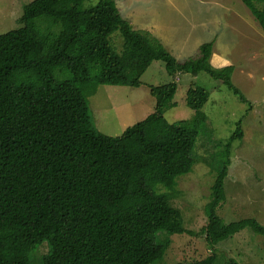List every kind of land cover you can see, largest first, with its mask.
Here are the masks:
<instances>
[{"label": "trees", "instance_id": "trees-1", "mask_svg": "<svg viewBox=\"0 0 264 264\" xmlns=\"http://www.w3.org/2000/svg\"><path fill=\"white\" fill-rule=\"evenodd\" d=\"M85 1L32 0L17 27L0 34V264H30L43 242L42 264H164L170 236L192 235L170 201L177 177L195 163L208 92L191 84L185 102L192 118L168 123L176 84L149 86L154 112L111 137L89 112L99 86L137 88L160 61L171 77L204 72L247 103L232 83L233 67L211 65L213 43L178 61L158 39L132 29L113 0ZM241 2L264 34V0ZM242 138L239 121L212 163L203 230L210 255L175 264H239L220 262L212 248L246 228L264 238L255 219L225 224L217 215L232 143Z\"/></svg>", "mask_w": 264, "mask_h": 264}, {"label": "rangeland", "instance_id": "rangeland-1", "mask_svg": "<svg viewBox=\"0 0 264 264\" xmlns=\"http://www.w3.org/2000/svg\"><path fill=\"white\" fill-rule=\"evenodd\" d=\"M31 1L0 0V34L17 27L24 5ZM113 1L132 29L161 40L173 57H196L199 45L219 44L226 53L221 65L233 67L232 83L247 100L242 103L222 82L212 80L204 72L195 77L186 73L171 77L160 61L153 62L141 76L139 87L101 85L88 98L96 129L116 137L154 112L155 100L149 86L176 84L175 105L164 113L168 123L192 118L194 112L185 102L191 84L208 92V100L202 107V129L192 152L195 163L191 172L177 177L175 198L170 201L171 207L182 215L183 228L192 235L170 236L162 263L202 260L211 253L203 230L207 224L204 206L216 176L212 163H216L217 154L239 121L243 138L232 143L223 185L225 200L217 215L225 224L252 218L264 227V34L241 0ZM97 2L86 0L83 6ZM172 40L178 54L171 48ZM112 42L120 52L119 34L113 35ZM183 58L175 59L183 61ZM212 249L222 263L225 258H231L239 264H264V238L248 228ZM48 252L46 242L37 245L29 253L30 264H42L41 258Z\"/></svg>", "mask_w": 264, "mask_h": 264}, {"label": "crops", "instance_id": "crops-1", "mask_svg": "<svg viewBox=\"0 0 264 264\" xmlns=\"http://www.w3.org/2000/svg\"><path fill=\"white\" fill-rule=\"evenodd\" d=\"M161 41V40H160ZM172 42V45H171V48H174V50L177 52V50H176V43L172 40L171 41ZM161 43L163 44V42L161 41ZM174 43H175V46H174ZM202 45V44H201ZM219 44H215V46L213 45V47H212V55H211V62L210 63H212V62H214L215 64H217V65H213V64H211L213 67H215V68H221V67H224V66H226V65H221L222 64V60H224V57H226V53L223 51L222 52V49L221 48H219V46H218ZM163 46H165L164 44H163ZM200 46V45H199ZM165 48H166V46H165ZM199 48V47H198ZM198 48H197V50H198ZM177 54H178V52H177ZM179 56H180V54H179ZM182 57H184L183 58V60H186L188 57H185L184 55H181ZM175 57V56H174ZM182 57H175V58H182ZM179 60V59H178ZM214 60V61H213ZM228 66V65H227ZM123 133V132H122Z\"/></svg>", "mask_w": 264, "mask_h": 264}]
</instances>
